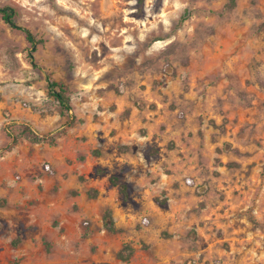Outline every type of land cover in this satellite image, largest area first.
<instances>
[{
	"label": "rangeland",
	"instance_id": "rangeland-1",
	"mask_svg": "<svg viewBox=\"0 0 264 264\" xmlns=\"http://www.w3.org/2000/svg\"><path fill=\"white\" fill-rule=\"evenodd\" d=\"M225 2L0 0V264H264V0Z\"/></svg>",
	"mask_w": 264,
	"mask_h": 264
},
{
	"label": "trees",
	"instance_id": "trees-1",
	"mask_svg": "<svg viewBox=\"0 0 264 264\" xmlns=\"http://www.w3.org/2000/svg\"><path fill=\"white\" fill-rule=\"evenodd\" d=\"M137 4L139 6V9H141L144 0H136ZM236 4V0H226L225 2V7L228 9H232ZM14 15L15 11L13 8L9 6H4L0 7V18H2L6 23H8L11 27L20 30L26 40L30 43L33 44L34 42V37L32 33L24 28L21 27L14 22ZM47 81V94L52 98L55 104V110L60 114V115H69L71 112V103H70V95L67 86L60 82L56 81L49 76L46 77ZM70 116V122H74V117L72 115ZM8 136L12 139V142L16 141V136L12 135L10 131L7 130ZM21 134L25 136L26 139H28L31 142L38 143V142H49L50 144H54L55 140L53 137L47 138L45 135H39L32 126L30 125H25L24 129L22 130ZM226 165L229 166V163ZM97 173L102 174L104 173V170L101 168H97ZM109 181L113 186H116L118 191L122 194L123 198H127V185L119 180V178L115 175H111L109 177ZM96 194L95 190L90 191V195L94 196ZM103 226L106 230L108 231H113L114 228V223L112 219V214L110 210L105 211L103 214ZM133 247L127 243L123 244V246L118 250L116 256L118 259L122 261L128 260L132 254H133ZM101 264H108V263H101Z\"/></svg>",
	"mask_w": 264,
	"mask_h": 264
},
{
	"label": "crops",
	"instance_id": "crops-1",
	"mask_svg": "<svg viewBox=\"0 0 264 264\" xmlns=\"http://www.w3.org/2000/svg\"><path fill=\"white\" fill-rule=\"evenodd\" d=\"M124 183V182H123Z\"/></svg>",
	"mask_w": 264,
	"mask_h": 264
}]
</instances>
